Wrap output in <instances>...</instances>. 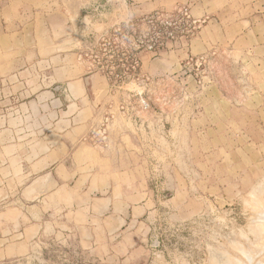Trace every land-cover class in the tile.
<instances>
[{
    "label": "rangeland",
    "instance_id": "374dc122",
    "mask_svg": "<svg viewBox=\"0 0 264 264\" xmlns=\"http://www.w3.org/2000/svg\"><path fill=\"white\" fill-rule=\"evenodd\" d=\"M263 213L264 0H0V264H264Z\"/></svg>",
    "mask_w": 264,
    "mask_h": 264
},
{
    "label": "bare ground",
    "instance_id": "6f19581e",
    "mask_svg": "<svg viewBox=\"0 0 264 264\" xmlns=\"http://www.w3.org/2000/svg\"><path fill=\"white\" fill-rule=\"evenodd\" d=\"M262 212H263V211H262ZM262 212H260L259 214H261ZM261 215H262V214H261ZM261 215H260V216H261ZM263 216H264V213H263ZM263 216H262V217H263ZM261 219H264V217L261 218ZM258 220H260V219H258ZM261 221H262V220H261ZM261 223H262V225H264L263 222H261ZM259 225L261 226V224H259ZM262 227H264V226H262ZM262 227H261V229L263 230L264 228H262ZM263 231H264V230H263ZM263 233H264V232H263ZM262 235H263V234H262ZM259 238H260V237H259ZM258 241H259V240H258ZM243 253H245V252L243 251ZM246 257H247V256H246ZM248 258H249V257H248ZM247 260H248V259H247ZM249 260H250V259H249Z\"/></svg>",
    "mask_w": 264,
    "mask_h": 264
},
{
    "label": "built area",
    "instance_id": "2783aa9c",
    "mask_svg": "<svg viewBox=\"0 0 264 264\" xmlns=\"http://www.w3.org/2000/svg\"><path fill=\"white\" fill-rule=\"evenodd\" d=\"M142 106V108H144L145 107V105H141Z\"/></svg>",
    "mask_w": 264,
    "mask_h": 264
}]
</instances>
